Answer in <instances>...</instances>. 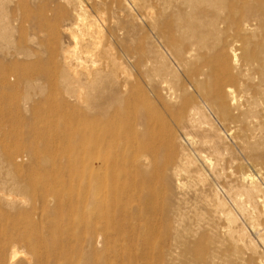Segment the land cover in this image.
I'll return each mask as SVG.
<instances>
[{"label":"rangeland","instance_id":"1","mask_svg":"<svg viewBox=\"0 0 264 264\" xmlns=\"http://www.w3.org/2000/svg\"><path fill=\"white\" fill-rule=\"evenodd\" d=\"M131 1L0 0V264H7V250L12 245L20 254L14 264L30 261V264H69V260L70 264H86V256L97 264H205L210 263L212 257L214 262L225 252H233L228 239L225 240L227 224L217 207L218 201L236 216L239 227L244 223L243 218L224 194L222 178L214 176L205 164L204 157H210L211 153L208 146L199 144V139L205 135L227 160L232 159L226 172L254 176V168L238 153L233 133H230V120L218 118L204 98L192 90L142 16L143 9L154 12L161 1L139 0L137 7ZM230 5L227 2L225 13ZM78 12H85L86 22L94 23L89 42L85 40L88 32L82 26H75ZM106 44L110 52L115 49L112 55L120 62L119 67L109 59L83 56L82 51L97 54ZM89 73L93 75L92 83L87 77ZM164 79L168 86L182 85L185 94L199 107V129L178 126L174 116H169L163 103L172 107L175 102L169 100L168 92L161 87L160 81ZM125 105L131 106L133 112L128 123L133 138L125 153V165L138 185L129 187L131 179L123 176L109 190H113L114 185L119 190L115 197L123 207L124 216H134L142 224L150 225L153 233L144 235L146 241H138L142 254L128 257L118 253L120 248L107 250L101 230L92 232L89 241L79 243L78 233L85 228L84 223L77 226L74 237H68L69 249L63 250L58 245L48 252L51 253L48 259L42 248L38 251L40 254H33V248L39 246L33 236L35 233L23 224H13L14 219L30 211L32 193H12L7 172L30 168L34 159L32 149L38 151L40 159L46 157L51 164L69 162L78 169L85 166L86 170L88 161L81 149L87 150L91 121L97 126H106L113 113L120 112L119 126L126 128L122 114ZM185 133L194 137L195 143L184 140ZM108 139L115 140L114 137ZM187 160L191 163L184 166ZM8 197H14V201L8 202ZM84 203L85 200L81 201L76 208V203L71 202L60 212L50 202L42 213L50 212L56 219H62L63 228L67 229L66 223L74 215H70L71 208L79 210L76 220L87 216L81 211ZM111 207L108 201L106 218L113 215ZM175 208L184 214L179 235L186 248L174 242L173 231L166 232L159 223L165 210ZM138 211L146 216L136 213ZM29 216L33 222L41 221L38 215ZM43 225L44 222H40L35 227ZM193 231H197L196 234ZM59 237L57 232H47L43 245L49 247ZM250 238L256 242L252 236ZM255 244L253 256L264 260V249ZM214 252L218 256L216 253L213 256ZM234 260L235 257L231 261Z\"/></svg>","mask_w":264,"mask_h":264},{"label":"bare ground","instance_id":"2","mask_svg":"<svg viewBox=\"0 0 264 264\" xmlns=\"http://www.w3.org/2000/svg\"><path fill=\"white\" fill-rule=\"evenodd\" d=\"M133 1L131 2L136 7L139 6V0ZM159 1H161V5H158L157 10L153 12L150 11L151 9H143L142 16L148 20L159 40V45H162L179 68L178 70H181L187 78L192 90L204 98L218 118L230 120L232 124L230 133H233L235 147L238 153L240 152L252 164L255 171L254 176L244 173L238 175L232 171L226 172V167L232 159L227 160L222 151L211 144L205 135L199 139V144L208 146L207 149L211 153L210 157H204L205 164L209 166L214 176L222 178L223 192L244 222L239 227L236 216L232 212L226 211L225 205L218 201L217 207L224 215L227 224L226 227L224 226V235L227 237L225 240L228 239L233 252L231 254L225 252V255L223 254L214 262L209 253L211 256L207 255L212 257L211 262L205 264H264L261 257L253 256L256 253L255 243L264 249V0ZM227 2H230L231 5L225 13ZM84 13H76L74 23L75 26H82V29L88 32L85 40L89 42L92 38L94 23L86 22L87 16ZM108 44L103 45L104 47L97 54L84 50L82 51L83 56L99 60L109 59L113 65L119 67L120 62L114 58V54L112 55L115 49L113 48L114 50L110 52L109 45L111 44ZM63 57L66 56L63 54ZM87 77L91 82L93 75L89 73ZM160 84L168 92L169 100L175 102L172 107L163 103L169 116H174L178 126H187L192 130L199 129L201 110L191 101L190 96L185 94L184 87L182 85L168 86L165 79L160 81ZM65 110L64 107L63 111ZM120 114V112H114L109 125L106 126H97L91 121L87 150L81 149L86 155L87 160L85 161H88L86 170L85 166L81 165L78 169L74 163L69 162L64 165L51 164L46 157L40 159L38 151L32 149L31 153L34 159L30 168L22 167L18 172H7L12 193L18 195L27 192L32 193L30 211L14 219L13 224H23L24 228L32 229L35 233L33 236L39 246L33 248V254H40L38 251L42 248L44 249V257L48 259L51 254L48 252L56 249L58 245L63 250L69 249L67 246L68 237H74L77 226L83 223L85 228L81 233H78L79 240L77 241L79 243L89 241L92 232L101 230L106 239L107 250L114 251L116 248H120L118 253L128 257H138L142 254L138 249V241L147 240L144 235L148 236L153 233L151 227L146 223L142 224L134 216H124L123 207L118 205L119 200L115 197L119 191L115 189L119 177L124 176L127 180L131 179L129 187L136 188L138 185L135 177L128 173L125 165V153L133 138L129 134L128 127L129 119L133 115L131 106L125 105L122 110L126 128L119 126L118 115ZM183 136L185 137L182 138H185L184 140L188 143H195L194 137L188 133ZM110 137H114L115 140L108 139ZM85 161L82 162L85 163ZM190 163L187 160L184 162V166H188ZM175 174L179 176L178 172ZM112 184H115V191L114 189L109 190ZM111 195L113 198L109 199ZM13 198L8 197L6 200L13 202ZM83 200H85L83 210H80L87 216L76 220L80 214H78L79 210L76 211V209L71 208L69 210L70 215H74L68 219L67 229L63 228L62 219H56L50 212H46L45 215L42 213L46 210L45 206L50 202H53L62 212L71 202H75L77 208ZM108 201H111L113 215L106 218ZM142 212L136 213L141 214ZM29 214L38 215L41 221L33 222ZM144 216L142 217L145 218ZM181 221H184V214L179 208H175L170 211L165 210L159 223L165 227L166 232L173 231L175 234L174 242L186 248V244L179 235L180 228H182ZM40 222H44V225L35 227ZM192 227L191 229H193ZM51 231L57 232L60 237L51 243V246H44L43 244L47 240L46 234ZM192 234L194 235V233ZM142 237H144L143 240ZM221 237L219 236L220 239ZM98 239L100 241L99 236ZM12 246L7 250L9 254L7 264H14L15 257L20 255L15 246ZM217 249L219 250V248ZM73 251L75 252V250ZM215 253L213 256L218 254L215 255ZM158 254H161L160 250ZM233 257H235L234 262L231 261ZM85 263L97 264L90 256H86Z\"/></svg>","mask_w":264,"mask_h":264}]
</instances>
